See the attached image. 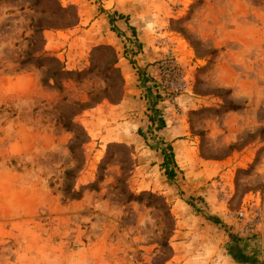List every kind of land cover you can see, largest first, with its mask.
Listing matches in <instances>:
<instances>
[{
  "label": "rangeland",
  "instance_id": "1",
  "mask_svg": "<svg viewBox=\"0 0 264 264\" xmlns=\"http://www.w3.org/2000/svg\"><path fill=\"white\" fill-rule=\"evenodd\" d=\"M249 204L264 210V0H0V264H243L231 237L264 264L226 218Z\"/></svg>",
  "mask_w": 264,
  "mask_h": 264
},
{
  "label": "trees",
  "instance_id": "2",
  "mask_svg": "<svg viewBox=\"0 0 264 264\" xmlns=\"http://www.w3.org/2000/svg\"><path fill=\"white\" fill-rule=\"evenodd\" d=\"M60 11L62 12H68V9H64V8H59ZM117 19L119 20H122L123 19V16L122 15H118L117 16ZM117 21L115 20L114 17H110L109 18V23L111 24L112 28H114V24L116 23ZM42 27H41V23H37V27H36V30H35V33L36 34H42ZM31 45L33 46L34 44L31 43ZM30 57V55H29ZM34 58L33 57H30L28 59H26L25 61H23L22 63L23 64H27V63H31V61H33ZM45 60V59H44ZM47 61H50V62H54V63H59L60 62L56 59V58H46ZM37 63L38 62H41L43 60L41 59H37L36 60ZM69 72L68 71H65L64 67L56 70V72L54 73V80H55V77H59L61 75H68ZM55 83H56V80H55ZM147 83V81H146ZM150 90V88H149ZM150 92V91H149ZM152 108H156L157 107V102H154L151 106ZM156 113L157 110H155ZM149 120L151 121V124H155L156 123V118L154 116H150L149 117ZM159 124L158 126H156V129L158 130H163L165 127H166V122L163 118V116H159V120H158ZM84 133V132H82ZM140 135H142L144 137V135L142 134L143 132L140 130ZM80 136L77 137V139H79ZM81 146L80 143H74L70 146V150L71 152L74 154L75 150L77 148H79ZM162 154H163V161H162V168L165 172V175L167 176L168 179L170 180H174L176 177H177V172L176 170L178 169V165H177V162L175 160V154H174V149L172 147V145H167L165 149L162 150ZM101 170H104L105 169V164L104 165H101L100 166ZM74 173L75 171L74 170H68L66 173H65V177H66V180L68 181L69 179H71L73 176H74ZM100 179H102V177H100ZM63 192L66 196L69 197V199L71 200H78L80 197H81V193L76 191L74 188H72L67 182L65 183V186H64V189H63ZM133 200H138V201H141V197H134L133 195H130L129 198H128V201H133ZM214 221L217 222V220L214 219ZM232 239V244L230 245L229 249H228V252H229V255L238 263H243V264H247V263H253L252 262V258L250 259L245 253V250L241 247V245L239 244V240L238 238L236 237H231Z\"/></svg>",
  "mask_w": 264,
  "mask_h": 264
},
{
  "label": "built area",
  "instance_id": "3",
  "mask_svg": "<svg viewBox=\"0 0 264 264\" xmlns=\"http://www.w3.org/2000/svg\"><path fill=\"white\" fill-rule=\"evenodd\" d=\"M226 218L239 227L240 234L244 237L257 236L264 244V210L260 205H247L238 213L227 214Z\"/></svg>",
  "mask_w": 264,
  "mask_h": 264
}]
</instances>
